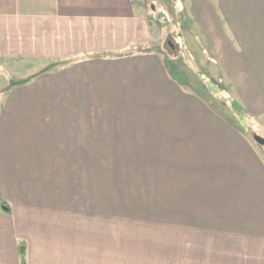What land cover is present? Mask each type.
Segmentation results:
<instances>
[{
    "label": "crops",
    "instance_id": "0c3cea01",
    "mask_svg": "<svg viewBox=\"0 0 264 264\" xmlns=\"http://www.w3.org/2000/svg\"><path fill=\"white\" fill-rule=\"evenodd\" d=\"M228 1V29L206 0L197 23L231 107L264 120V0ZM142 26L135 0H0V264H124L127 185L181 264H264V153Z\"/></svg>",
    "mask_w": 264,
    "mask_h": 264
},
{
    "label": "rangeland",
    "instance_id": "374dc122",
    "mask_svg": "<svg viewBox=\"0 0 264 264\" xmlns=\"http://www.w3.org/2000/svg\"><path fill=\"white\" fill-rule=\"evenodd\" d=\"M206 2L211 17L217 21L223 18L225 29H228L229 4L224 0ZM135 3L142 11L143 39L148 40L142 51L161 55L189 94L200 97L232 125L243 129L248 134L247 139L263 154L264 145H259L254 136L264 139V120L253 122L242 107L240 109L235 103L231 107L230 84L211 38L203 32L209 25L197 23L198 0H135ZM130 172L126 169V173ZM126 180V184H131ZM146 183L150 184L148 179ZM126 187L125 229L120 233L124 264H181L180 258L172 253V247L178 244L175 243L177 236L166 233L165 218L156 217L155 211L148 208L154 203L150 199L151 192L148 198V193L140 189L134 196L133 186ZM143 203L147 204L145 209L141 207ZM177 242L180 243L181 238Z\"/></svg>",
    "mask_w": 264,
    "mask_h": 264
},
{
    "label": "water",
    "instance_id": "95a60500",
    "mask_svg": "<svg viewBox=\"0 0 264 264\" xmlns=\"http://www.w3.org/2000/svg\"><path fill=\"white\" fill-rule=\"evenodd\" d=\"M254 139L256 140V142H257L259 145H264V139H262L261 137H259V136H254Z\"/></svg>",
    "mask_w": 264,
    "mask_h": 264
},
{
    "label": "trees",
    "instance_id": "16d2710c",
    "mask_svg": "<svg viewBox=\"0 0 264 264\" xmlns=\"http://www.w3.org/2000/svg\"><path fill=\"white\" fill-rule=\"evenodd\" d=\"M169 46H170V48L174 49L173 46H172L171 44H170ZM21 254H22V255H21V256H22V264H26L25 256H24V253L22 252V250H21Z\"/></svg>",
    "mask_w": 264,
    "mask_h": 264
}]
</instances>
